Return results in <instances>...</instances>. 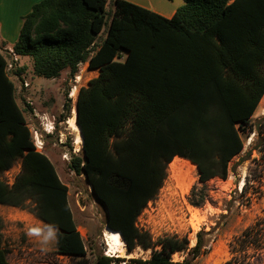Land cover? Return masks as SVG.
<instances>
[{
	"label": "trees",
	"instance_id": "1",
	"mask_svg": "<svg viewBox=\"0 0 264 264\" xmlns=\"http://www.w3.org/2000/svg\"><path fill=\"white\" fill-rule=\"evenodd\" d=\"M22 19L13 48L31 59L37 76L74 77L81 63L99 70L78 92L82 155L72 154L69 167L93 187L107 211L105 226L121 233L127 253L141 247L150 257L88 249L68 186L48 154L36 150L16 102L5 74L8 50L0 53V175L17 161L21 169L11 187L0 179V204L25 209L32 202L30 212L56 230V251L71 264H191L205 231L190 249L187 237L154 241L137 218L174 157L195 164L204 187L227 178L244 149L242 133L255 130L261 140L264 120H251L264 97V0H184L170 18L127 0H42ZM2 236L0 219V264H10ZM263 241L260 218L231 241L226 264H249L250 250ZM186 251L184 260L172 258Z\"/></svg>",
	"mask_w": 264,
	"mask_h": 264
},
{
	"label": "rangeland",
	"instance_id": "2",
	"mask_svg": "<svg viewBox=\"0 0 264 264\" xmlns=\"http://www.w3.org/2000/svg\"><path fill=\"white\" fill-rule=\"evenodd\" d=\"M104 35L105 29L100 39ZM20 64L26 67L25 78L30 83L28 89L18 91L26 122L38 131L44 143L42 152L48 154L59 176L68 186L69 202L86 246L89 250L94 247L95 250H102L118 259L149 258L151 250H143L141 247L128 254L124 245V253H110L104 238L106 210L94 196L85 176H78L69 167L72 154L82 155L83 139L76 143L77 131L70 126L73 111L77 110L78 92L80 87L88 86V82L98 75L99 70L89 69L88 65L82 63L74 77H70L65 71L61 77L50 79L33 73L30 58L20 59ZM16 84L19 88V83ZM24 91L31 97L37 111L46 113L51 132L47 133L39 118L29 112L23 97ZM76 116L77 112V124ZM261 119L264 120V97L251 124L254 125ZM262 129L263 135L259 141L255 130L242 133L244 149L231 161L227 178H213L204 187L198 181L197 166L188 159L174 157L168 165L166 178L158 194L146 204L137 218L139 229L148 232L154 241L167 235L187 237L190 249L196 244L197 233L205 231V246L191 264H226L232 256L231 241L244 229L264 218V126ZM188 162L192 166L190 172H187ZM15 165L19 166L20 162H15ZM172 165H176L177 169ZM20 169L21 165L19 171ZM200 194H204L205 198L200 206H194L192 202ZM32 207V202H28L24 210L31 211ZM15 224H2V228H7L8 231L3 234L2 240L5 239L8 259L12 264L72 263L70 257L57 253L54 228L49 225L44 228L37 226L33 230L25 228L20 221ZM187 253L176 252L172 258L182 261ZM249 264H264V241L259 247L250 250Z\"/></svg>",
	"mask_w": 264,
	"mask_h": 264
},
{
	"label": "crops",
	"instance_id": "3",
	"mask_svg": "<svg viewBox=\"0 0 264 264\" xmlns=\"http://www.w3.org/2000/svg\"><path fill=\"white\" fill-rule=\"evenodd\" d=\"M42 0H0V53L13 48L19 38L20 30L23 24V16L27 15L33 6ZM131 3L139 5L150 11H153L163 17H172L177 9L184 4V0H127ZM22 58H29L21 56ZM87 65V63H84ZM17 89V88H16ZM16 102L22 108L18 91L15 93ZM0 219L4 225H16L15 222L20 221L25 228L35 229L40 227H48V225L36 218V216L22 208L0 204ZM7 228H2V233L6 234ZM5 246V239L2 242ZM42 247L44 245H41ZM9 263L12 264L10 262Z\"/></svg>",
	"mask_w": 264,
	"mask_h": 264
},
{
	"label": "built area",
	"instance_id": "4",
	"mask_svg": "<svg viewBox=\"0 0 264 264\" xmlns=\"http://www.w3.org/2000/svg\"><path fill=\"white\" fill-rule=\"evenodd\" d=\"M8 53L10 56L6 59L5 74L8 77V79H10L15 84L17 91L22 92L23 90H26L30 87V83L25 78V72L19 73V70L22 67V65L20 64L21 57L15 52L14 48L9 49ZM17 82L19 83V88L16 84ZM73 91L71 93H73ZM23 97L25 98L26 107L29 106L32 107V109L29 112L39 118L41 125L43 126L44 130L47 133L51 132V125L49 123L46 113H39L37 111L36 107L33 104V101L31 100V97L27 95L25 91ZM28 127L31 131L33 137V143L36 150L42 151L44 143L43 140H41L38 131L35 128L31 127L30 125H28ZM19 168L20 165L19 166L14 165L11 169L3 172L0 175V179L11 187L16 180L17 174L19 173Z\"/></svg>",
	"mask_w": 264,
	"mask_h": 264
},
{
	"label": "bare ground",
	"instance_id": "5",
	"mask_svg": "<svg viewBox=\"0 0 264 264\" xmlns=\"http://www.w3.org/2000/svg\"><path fill=\"white\" fill-rule=\"evenodd\" d=\"M80 77L78 76V79ZM74 93V91H73ZM72 93V94H73ZM77 111H73V117L70 119V126L72 127V129L74 131H77V135H76V140L75 142L78 143L80 142L82 139H83V136H82V133H81V130H80V127L78 126V124L75 123L76 121V118H75V114H76ZM77 117V116H76ZM191 162H188V169H187V172H190L191 171ZM174 169H177V166L176 165H172ZM173 169V170H174ZM180 170L182 171V169L180 168ZM178 172V171H177ZM104 238H105V241L110 249V253H124V245H125V242L123 240V237L121 235V233L119 231H115V230H112L108 227L105 228L104 230Z\"/></svg>",
	"mask_w": 264,
	"mask_h": 264
},
{
	"label": "water",
	"instance_id": "6",
	"mask_svg": "<svg viewBox=\"0 0 264 264\" xmlns=\"http://www.w3.org/2000/svg\"><path fill=\"white\" fill-rule=\"evenodd\" d=\"M77 111V110H76ZM91 189H92V192H93V187L91 186ZM105 208V207H104ZM106 213H107V211H106Z\"/></svg>",
	"mask_w": 264,
	"mask_h": 264
},
{
	"label": "clouds",
	"instance_id": "7",
	"mask_svg": "<svg viewBox=\"0 0 264 264\" xmlns=\"http://www.w3.org/2000/svg\"><path fill=\"white\" fill-rule=\"evenodd\" d=\"M49 235L51 236V235H52V233L50 232V233H49Z\"/></svg>",
	"mask_w": 264,
	"mask_h": 264
}]
</instances>
